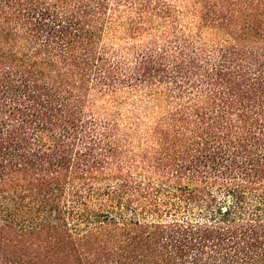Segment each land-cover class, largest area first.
Returning a JSON list of instances; mask_svg holds the SVG:
<instances>
[{"label":"trees","instance_id":"16d2710c","mask_svg":"<svg viewBox=\"0 0 264 264\" xmlns=\"http://www.w3.org/2000/svg\"><path fill=\"white\" fill-rule=\"evenodd\" d=\"M0 264H264V0H0Z\"/></svg>","mask_w":264,"mask_h":264}]
</instances>
